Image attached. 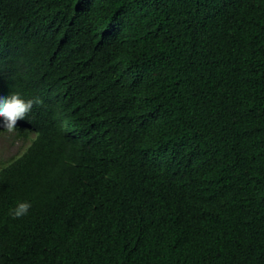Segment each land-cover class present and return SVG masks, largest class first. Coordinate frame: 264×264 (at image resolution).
<instances>
[{
    "label": "trees",
    "instance_id": "trees-1",
    "mask_svg": "<svg viewBox=\"0 0 264 264\" xmlns=\"http://www.w3.org/2000/svg\"><path fill=\"white\" fill-rule=\"evenodd\" d=\"M13 93L0 264H264V0H0Z\"/></svg>",
    "mask_w": 264,
    "mask_h": 264
},
{
    "label": "clouds",
    "instance_id": "clouds-1",
    "mask_svg": "<svg viewBox=\"0 0 264 264\" xmlns=\"http://www.w3.org/2000/svg\"><path fill=\"white\" fill-rule=\"evenodd\" d=\"M42 103L43 101L39 97L24 100L18 93H13L8 97L0 96V117L3 118V122L0 123V136L10 135L14 140L21 141L26 149L31 143V139L22 138L17 135V122L26 119L34 105H40ZM32 135L34 136V134ZM25 149L16 157H12L5 161L0 160V168L2 169V166L11 165L10 160H16L24 153ZM30 208V202H18L16 207L10 211V215L14 219L22 218L28 215Z\"/></svg>",
    "mask_w": 264,
    "mask_h": 264
},
{
    "label": "rangeland",
    "instance_id": "rangeland-1",
    "mask_svg": "<svg viewBox=\"0 0 264 264\" xmlns=\"http://www.w3.org/2000/svg\"><path fill=\"white\" fill-rule=\"evenodd\" d=\"M25 145L10 135L0 136V160L5 161L22 153Z\"/></svg>",
    "mask_w": 264,
    "mask_h": 264
}]
</instances>
